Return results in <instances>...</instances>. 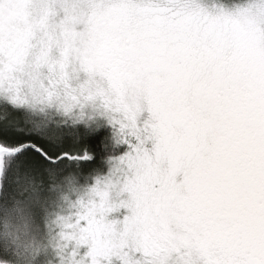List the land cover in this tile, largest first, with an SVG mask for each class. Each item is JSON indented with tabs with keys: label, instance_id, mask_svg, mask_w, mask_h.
Listing matches in <instances>:
<instances>
[{
	"label": "snow or ice",
	"instance_id": "obj_1",
	"mask_svg": "<svg viewBox=\"0 0 264 264\" xmlns=\"http://www.w3.org/2000/svg\"><path fill=\"white\" fill-rule=\"evenodd\" d=\"M0 264H264V0H0Z\"/></svg>",
	"mask_w": 264,
	"mask_h": 264
}]
</instances>
